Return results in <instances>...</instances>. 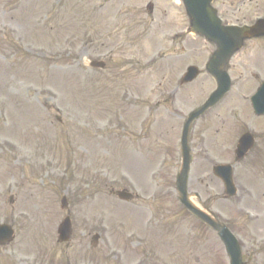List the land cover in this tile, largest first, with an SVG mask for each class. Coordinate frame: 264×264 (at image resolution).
<instances>
[{"label": "rangeland", "instance_id": "374dc122", "mask_svg": "<svg viewBox=\"0 0 264 264\" xmlns=\"http://www.w3.org/2000/svg\"><path fill=\"white\" fill-rule=\"evenodd\" d=\"M255 11H264V0L244 6L237 21ZM188 23L176 0H0V223L15 230L0 264H229L222 241L182 206L175 186L186 114L213 88L204 77L191 99H171L178 47L171 34ZM263 41L245 42L257 58L233 71L231 104L202 131L210 154L204 159L190 145L188 191L232 227L243 264H255L252 255L264 263V216L254 220L264 210L263 135L246 161L236 164L234 154L242 132L264 131V118L254 119L242 98L258 86L251 72L264 74ZM156 52L165 62L151 60ZM93 60L105 68L93 69ZM235 105L242 120L223 119ZM222 162L236 167L246 195L251 190L238 207L212 172ZM120 189L138 196L123 202L113 195ZM67 214L73 236L58 244Z\"/></svg>", "mask_w": 264, "mask_h": 264}, {"label": "water", "instance_id": "95a60500", "mask_svg": "<svg viewBox=\"0 0 264 264\" xmlns=\"http://www.w3.org/2000/svg\"><path fill=\"white\" fill-rule=\"evenodd\" d=\"M186 2H187V6H189L191 9H192V11H196L197 12V10H198V8L194 5V3L191 1V0H185ZM225 39L227 40V37H225ZM0 230H3V231H5V232H8V229L4 226V227H1V229ZM1 234V233H0ZM7 238H4V237H0V244L1 243H4L5 242V240H6Z\"/></svg>", "mask_w": 264, "mask_h": 264}, {"label": "bare ground", "instance_id": "6f19581e", "mask_svg": "<svg viewBox=\"0 0 264 264\" xmlns=\"http://www.w3.org/2000/svg\"><path fill=\"white\" fill-rule=\"evenodd\" d=\"M189 201L194 205V206H197L198 207V204L191 198L189 197Z\"/></svg>", "mask_w": 264, "mask_h": 264}]
</instances>
